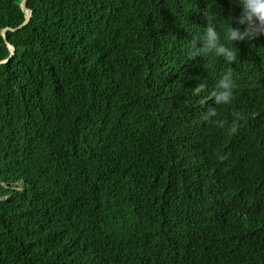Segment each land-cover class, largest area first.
Returning <instances> with one entry per match:
<instances>
[{
    "label": "trees",
    "instance_id": "16d2710c",
    "mask_svg": "<svg viewBox=\"0 0 264 264\" xmlns=\"http://www.w3.org/2000/svg\"><path fill=\"white\" fill-rule=\"evenodd\" d=\"M21 2L0 0V60ZM28 7L0 64V264H264V36L224 40L239 8ZM213 14L233 61L190 55Z\"/></svg>",
    "mask_w": 264,
    "mask_h": 264
},
{
    "label": "clouds",
    "instance_id": "9594fccd",
    "mask_svg": "<svg viewBox=\"0 0 264 264\" xmlns=\"http://www.w3.org/2000/svg\"><path fill=\"white\" fill-rule=\"evenodd\" d=\"M235 7L239 8V14L230 12V27L226 30L225 41L240 42L254 41L260 36H264V0H231ZM199 43V46L197 45ZM212 53L215 57H221L226 61L235 59L233 48L227 43L220 42V35L217 31L215 14L207 16V26L202 34L195 37L190 55L206 56ZM235 82L230 72L224 73L215 84V89L211 93L214 105L229 104L234 95ZM200 88L196 87L195 92ZM216 115L214 107H209L204 118L208 119Z\"/></svg>",
    "mask_w": 264,
    "mask_h": 264
},
{
    "label": "water",
    "instance_id": "95a60500",
    "mask_svg": "<svg viewBox=\"0 0 264 264\" xmlns=\"http://www.w3.org/2000/svg\"><path fill=\"white\" fill-rule=\"evenodd\" d=\"M28 1L29 0H22L21 4H20V7L22 9V11L24 12L25 14V19H24V22L19 25L18 27L16 28H11V27H8V28H4L2 31H1V34L10 50V56L4 60H0V64H5L7 62H9L16 54V48L15 46H13L10 42H9V39H8V36H7V31H12V32H15L19 29H22L24 26H26L30 21H31V18L33 16V11L28 7Z\"/></svg>",
    "mask_w": 264,
    "mask_h": 264
}]
</instances>
